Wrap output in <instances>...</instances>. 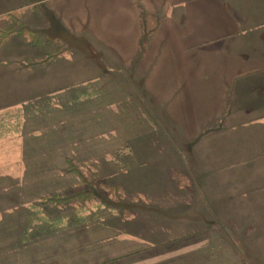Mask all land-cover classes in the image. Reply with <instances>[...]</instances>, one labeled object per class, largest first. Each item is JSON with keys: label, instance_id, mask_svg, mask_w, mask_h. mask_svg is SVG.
<instances>
[{"label": "rangeland", "instance_id": "374dc122", "mask_svg": "<svg viewBox=\"0 0 264 264\" xmlns=\"http://www.w3.org/2000/svg\"><path fill=\"white\" fill-rule=\"evenodd\" d=\"M24 1L31 29L59 39L33 55L66 53L42 79L27 73L0 93V102L18 97L0 113V264H264V211L237 209L264 203V182L245 176L264 166V150L251 151L264 128V78L237 85L225 121L165 114L144 85L169 68H141L140 54L125 64L88 33L50 31L38 5L49 0ZM246 26L253 37L237 39V54L264 58V24ZM23 28L1 24L0 37ZM80 192L92 199L42 201Z\"/></svg>", "mask_w": 264, "mask_h": 264}, {"label": "crops", "instance_id": "0c3cea01", "mask_svg": "<svg viewBox=\"0 0 264 264\" xmlns=\"http://www.w3.org/2000/svg\"><path fill=\"white\" fill-rule=\"evenodd\" d=\"M39 4L42 15L51 19L50 31L88 33L103 48H111L109 52H117L125 64H131L134 56L140 54L141 68L155 71L163 70L164 65L169 68L167 77L158 74L146 84L144 81L147 96L159 103L165 114H210L212 118L215 114H225V121L233 114L231 107L237 85L250 81L247 85L252 86L264 78V58L248 52L237 54L236 49L237 39L241 44L253 37L246 24H264V0H49ZM26 6L24 0H0V25L15 21L37 37L32 41L25 33H14L8 41L0 43V93L4 88L17 90L18 82L27 73L38 74L42 79L50 67L56 68L64 61L59 56L66 51L42 57L33 55L34 47L45 48L59 39L51 33L43 36L31 29L32 23L22 15ZM144 38L145 42L141 43ZM19 41L23 42L19 44ZM8 69L13 71L10 78L3 73ZM17 100L14 95L0 102V113H6ZM150 113L156 114L152 110ZM201 120L189 119L186 135L192 134ZM245 123L250 122L236 124L243 127ZM253 149L264 150V128L261 137L252 144V152ZM245 176L250 178L252 186L263 183L264 166L254 165L251 174ZM256 202L257 198H253L237 203V209L244 214L264 211V203L258 207ZM253 206L257 210H252Z\"/></svg>", "mask_w": 264, "mask_h": 264}, {"label": "trees", "instance_id": "16d2710c", "mask_svg": "<svg viewBox=\"0 0 264 264\" xmlns=\"http://www.w3.org/2000/svg\"><path fill=\"white\" fill-rule=\"evenodd\" d=\"M17 33H21V34H24L25 33L29 37L30 40H32V41H34V40L36 41L37 40V37H36V35H34V33L29 32V31H27L25 29H22V30L18 31ZM6 37L7 36H5L4 38H2V37H0V38H1V40H5ZM76 198H81L82 201H90V199H92L91 196L89 194L85 193V192L84 193L80 192V193H76V194L74 193V194H71L70 196H67V197H64V198H61V199H57V200H53V199H42V198L41 199H42V201L44 203H46L48 200L55 201V202H60L61 203V201L67 202L66 200L72 201V200H76Z\"/></svg>", "mask_w": 264, "mask_h": 264}]
</instances>
